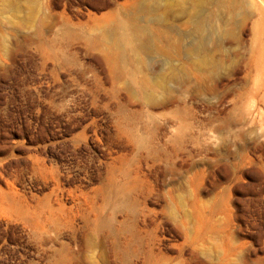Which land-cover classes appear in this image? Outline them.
<instances>
[{
  "label": "rangeland",
  "instance_id": "374dc122",
  "mask_svg": "<svg viewBox=\"0 0 264 264\" xmlns=\"http://www.w3.org/2000/svg\"><path fill=\"white\" fill-rule=\"evenodd\" d=\"M0 264H264V0H0Z\"/></svg>",
  "mask_w": 264,
  "mask_h": 264
}]
</instances>
